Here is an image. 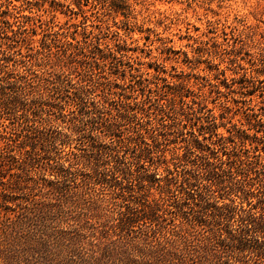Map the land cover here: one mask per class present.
Wrapping results in <instances>:
<instances>
[{
    "label": "trees",
    "instance_id": "16d2710c",
    "mask_svg": "<svg viewBox=\"0 0 264 264\" xmlns=\"http://www.w3.org/2000/svg\"><path fill=\"white\" fill-rule=\"evenodd\" d=\"M45 2H49V6ZM139 2V0H42L40 3L43 4L39 10L49 12L51 15L49 19H53L56 16L55 12L59 8L63 10L64 7L73 13L81 14L82 19L89 18L87 12L99 13L106 17L101 21L111 20L116 25L126 23L132 15L135 16L136 5ZM102 5L108 7L103 9ZM0 12L3 16L0 18V38L8 39L0 40V112L8 111L15 118L21 117L18 122L24 127L20 129L24 133L18 135L16 132L17 137L31 138L34 132L41 131L43 147L36 150L38 161L53 159L55 163H52V166L58 169L61 178L51 181L50 188L46 190L48 199L34 201L27 199L29 203L24 206L26 212L19 213L17 219L4 224L1 236L4 248L20 249V239L24 240L22 248L27 247L25 251L28 252L30 249H40L53 243L58 253H54V257L49 259L51 262L49 264H54L52 262L71 264L70 261L59 259L65 249L75 255V260L72 261L76 264H264V162L253 159L250 155L244 158L237 152L238 138L241 142L247 143L243 136L238 137L236 132L230 129L229 135L217 132V128L225 124L223 121L218 123V120L226 117L224 112L217 116L204 102L192 99L193 104H198V108L191 107L194 117L186 115L185 122L178 121L174 114L177 109L172 106L177 101L189 104L186 98L193 92V85L190 81L167 80V77H161L170 83L168 86L172 90L170 91L172 102L167 105L159 103L158 110L162 118L166 115L169 118L173 117L174 121L168 124L165 122L166 119H162L159 130L155 128L157 125L153 124L150 112H146V115L142 113L146 111V104L151 101L148 92H153V88L145 84V79L141 75H138V79L136 77L131 79L130 92L124 91L125 84L111 82L103 74L104 71L99 69L101 63H107L110 58H117L116 49L107 46L108 50H105L99 41L91 48L80 44L77 34L70 32V28H77L82 19L78 22L66 21L64 25H59V29L68 25V31H54L65 36L64 40L60 39L62 44L74 48L46 51V47L43 46L36 49V55L40 57L35 61L23 59L32 57L33 54L24 55L22 52L21 58L15 60L17 49L13 42L17 41L16 38L28 39L27 21L21 20L15 29L13 27L15 22L7 18L8 11ZM21 16L28 19L36 17L28 14ZM37 17L42 24L50 22L41 19L42 14H37ZM96 25L98 24L92 23L91 26ZM41 27L43 36L51 34L48 28H44L43 25ZM32 29L36 30L35 27ZM75 32H78L77 29ZM67 36H72L77 43ZM118 46L128 48L125 44L119 43ZM195 49L202 47L197 45ZM186 57L187 60L190 59L188 54ZM9 61H14L15 67L19 63H25L27 72L34 70L35 66L40 67L41 74L29 78L25 71H21L20 77L11 81L9 79L15 68L5 64ZM79 67H83L84 76L77 82L79 85L75 91L74 105L88 116V119L80 120L75 115L65 121L66 126L57 132L52 128L55 126L54 123L65 115L62 98L74 84L73 73L78 71ZM148 73L157 78L159 76V71ZM170 74L173 78L174 74ZM5 80L9 84V90L2 82ZM103 84L106 95L103 99H93V107L90 108L88 100L91 95H95L99 85ZM136 85L143 91L141 100L133 96L138 90ZM54 108L58 109L59 116H52L53 113L50 111ZM205 110L210 111V120L208 118L204 121L201 113L206 112ZM43 112L47 113L45 117L41 116ZM37 116L43 118L42 124L36 123ZM194 118L195 122L189 126L193 128L196 126L199 131L197 134L196 129L187 130L189 121ZM135 120L138 125L137 135L128 134L125 137L123 129L127 124L135 123ZM75 131L79 137L89 136L91 152L88 155H76V159L72 160L71 154L76 153L70 150L63 155L58 144L60 141L66 144L65 138L70 132ZM173 132L175 133L173 139L166 137ZM179 137L187 143L184 158L177 155L173 167L168 165L163 176L158 165L151 167V162L154 164L152 143L155 144L160 138L177 142ZM228 142L234 144L232 151H227ZM250 145L249 149L259 151L258 144L251 142ZM217 149H221L227 157L217 155L215 151ZM130 153L131 156L127 155ZM9 158V160L16 158V154H10ZM214 158L220 161V165L213 161ZM187 161L193 162L191 168L185 166L188 164ZM82 163L85 170L76 166ZM78 171H83L82 175L85 177L82 180L85 191L80 194L68 189L70 178H76ZM250 171L263 175L259 186L244 178H250ZM225 175L230 177L229 183L226 182ZM97 185L112 190L105 206L108 213L100 210L99 201L105 199L89 196L90 190L97 188ZM125 188L129 189V193L134 192L133 196L136 189L159 190L161 196L175 197V204H169L175 209L167 208L159 202L153 206L149 199L132 200L136 205L114 201L113 195L124 191ZM141 194L144 195L143 192ZM141 204L152 208L153 217H147L150 219L148 221L141 212L138 213ZM184 204L189 210L182 206ZM117 205L119 209L114 215L113 206ZM123 206L129 207V210L125 211ZM143 212L146 213L145 209ZM171 213L174 215H167ZM107 214L114 216L112 219H106ZM110 220H119L120 225H126L124 237L97 242L99 226H103L107 231L117 225L110 224ZM27 227L29 231L25 239L22 238L19 229L25 230ZM46 229L50 231L48 235H37V232ZM33 244L36 246H31Z\"/></svg>",
    "mask_w": 264,
    "mask_h": 264
},
{
    "label": "rangeland",
    "instance_id": "374dc122",
    "mask_svg": "<svg viewBox=\"0 0 264 264\" xmlns=\"http://www.w3.org/2000/svg\"><path fill=\"white\" fill-rule=\"evenodd\" d=\"M139 1V4L136 5L137 12L135 16L132 15L126 23L122 22L116 25L111 20L108 22L106 20L101 21L106 17L99 13L92 14L87 12L89 18L82 19L81 14L73 13L67 7H64L63 10L59 8L55 12L56 16L53 19H49L51 17L49 12L39 10L43 4L40 3L42 0H0V10L8 11L6 13L7 18L15 22L13 26L15 29L21 20L27 21L28 29L26 32H28V39L20 40V38H16L17 41L13 42L16 45L15 49H17L14 55L15 60L21 58L20 52H22L24 55L33 54L32 57H23V59L35 61L40 57L36 55V49L43 46L46 47V51L49 49L56 51L57 49L74 48L62 44L61 40H64L65 36L54 31H68V25H65V28L62 29H59V25H64L66 21L78 22L79 19H82V23H79L77 28H70V32L77 34L80 44L91 48L95 42L99 41L105 50H108L107 46L116 49L117 58H110L107 63H101V69H99L104 71L103 74L111 82L125 84L124 91L130 92L132 89L129 86L131 79L135 77L138 79V75H141L145 79V84L153 88V92H148L151 95V101L146 104V111L142 113L146 115L150 112L153 124L157 125L155 128L161 130L159 127L162 119H166L165 122L168 124L174 121L173 117L169 118L166 115H164L165 118H162L158 110L159 103L167 105L172 102L170 101V91L172 90L169 88V81L167 80L180 79L186 80V82L190 81L193 85V92L186 98L190 103L182 104L177 101L172 106L177 109L174 112L177 120L185 122L187 119L186 115L194 117L191 113V107L195 106L198 108V104H193L192 99L197 102H204L217 116H220L222 112L226 116L224 119L218 120L219 124L221 121L225 124H221L217 128V132L229 135L228 129H230L236 132L238 137L243 136L247 143L241 142L238 138L237 152L244 158L246 155H250L253 159L264 162V142H262L264 140V0ZM45 4L49 6V2H45ZM106 7L108 5L104 6L103 9ZM0 14L2 13L0 12ZM23 14L36 15V17L28 19L22 17L21 15ZM37 14H42L41 19H47L50 22L42 24ZM119 17L125 18L124 16ZM0 18H3V16L0 15ZM92 23L98 25L91 26ZM41 25L49 29L48 32L51 33L49 36L42 35L43 28ZM32 27H35L36 30L32 29ZM76 29L78 32H75ZM67 37L75 44L77 43L76 40L71 38L72 36ZM0 40L8 41L6 38H0ZM119 43L127 45L128 48L118 46ZM197 45H200L202 49H195ZM17 46L21 48L19 49ZM28 49H30L29 52ZM187 54L190 58L189 60H187ZM5 64L15 68L12 71V77L9 79L11 81L19 78L21 71H25L28 77L31 78L41 74L40 71L42 70V68L35 66L34 70L27 72L25 63H19L15 67L14 61L5 62ZM82 68L79 67L78 71L73 73L74 84L68 88L67 95L62 98L63 113L65 115L61 116L52 128L57 132L66 126L67 123L65 121L75 115L80 120L86 121L88 119V116H85L74 105L75 91H77V86L79 85L77 82L84 76ZM157 69L159 71L158 78L148 73L149 71L158 73ZM32 71H36L34 72L35 74ZM170 73L174 74L173 78ZM161 77H167L168 79L165 80ZM103 81L107 80L103 79ZM2 82L8 86L7 89L9 90V84L6 83V80ZM104 87V84L99 85L95 95H91L88 100L90 108L93 107V99H103L106 95ZM136 88L138 90L133 93V96H137V99L141 100L143 91L139 90L140 87L137 85ZM117 90L123 91L121 88H117ZM145 91L147 92V90ZM205 111L201 114L204 121H207L210 111ZM50 112L53 113V117L60 115L57 108L52 109ZM0 113V264H49L51 263L49 259L54 257V253H58L53 243L40 247V249H30L29 252L25 251L27 247L25 249L22 248L24 245L23 239H20L21 248L18 250H12V247H10V250L6 249L1 243L4 224L17 219L19 213L26 212L24 206L29 203V200L48 199L46 190L50 188L51 181L61 178L57 172L58 169H54L52 166V163H55L53 159L38 161L36 150H41V147H43L41 131L34 130L36 132L33 133L31 138L17 137L16 132L19 133L18 135L24 133L23 130H20L24 127H21L18 122L21 117L15 118L8 111L1 110ZM46 115V112L41 114L44 117ZM41 116H37V124L43 123ZM146 119H148L147 116ZM136 122L135 120V123L125 126L126 128L123 129L125 137L128 134L137 135L136 127L138 125ZM193 122H195V118L191 122L189 121L187 130L196 129V126L194 128L189 126ZM195 132L196 134L199 133L197 129ZM77 133L76 131L70 132L68 137L65 138L67 139L66 144H62L61 141L58 144L59 150L62 151L61 154L65 155L70 150L76 153L71 154L72 160L76 159V155H88L91 152L89 150V143L91 142L89 136L79 137ZM247 134L249 137H245ZM206 135L211 137L209 133H206ZM174 136L175 133L173 132L166 137L173 139ZM62 137L64 138V136ZM200 137L202 136L200 135ZM209 139H205V141H209ZM107 140L109 141L110 139ZM148 140L150 141V138ZM251 142L259 145V151H255L252 148L249 149ZM152 144L154 164L151 162V167L158 165L160 173L164 176L168 165L173 167V162L177 160V155L184 158L187 143L179 137L177 142L174 140L165 141L160 138L159 141L157 140L155 144ZM227 145L229 147L227 151H232L234 144L228 142ZM218 150H215L217 155L219 154L223 158L227 157L221 149ZM10 154H16V158L9 160ZM131 154L127 155L131 156ZM213 161L220 165V161L216 158ZM186 163L188 164L185 166H189L188 168L192 167L193 162L187 161ZM76 166L82 168L83 163L81 165L76 164ZM82 170L85 169L82 168ZM82 173L83 171H78L76 178H70L69 191L78 194L85 191L82 183L85 177ZM249 173L250 178H244L259 186L262 183L260 179L263 175L259 172L255 173V171H250ZM241 175H243V172ZM241 175L239 178L242 177ZM224 177L226 182L229 183L230 177L228 175ZM111 192V188L103 185H97V188L91 189L89 192V196L105 199L99 201L100 210L103 213H108L105 206L108 198L111 197ZM142 192L144 195L141 194ZM132 194L134 192L129 193V189L125 188L124 191L112 195L114 196V201H125V203L136 205L132 200L141 199L144 201L149 199L153 206L156 202H159L167 208L175 209L174 206L169 205L175 204V197L166 195H162V197L159 190L153 189L149 191V189H143L140 191L136 189L135 196ZM27 199L29 200L27 201ZM141 205L138 213L141 212V215L146 218L145 220H150L147 217H153L152 208ZM182 206L189 210L186 204ZM141 208L143 209L141 210ZM118 209V205L113 206L114 215L117 214ZM123 209L126 211L129 210V207L123 206ZM144 209L146 213L143 212ZM114 215L107 214L105 218L112 219L111 217ZM167 215L173 216L174 214ZM110 221V224L117 223V225L113 228L110 227L107 231L104 230L103 226H99L97 242L124 237L126 225H120L121 221L119 220ZM19 231L22 234V238L26 239L29 227L25 230L19 229ZM49 232L46 229L42 230V232H37V235L46 236ZM31 246L34 247L36 245L33 244ZM74 257V254H70L65 249L61 252L59 259L76 264L75 261H72L75 260ZM52 263L56 264L55 262Z\"/></svg>",
    "mask_w": 264,
    "mask_h": 264
}]
</instances>
